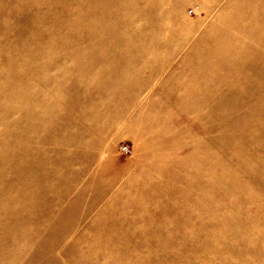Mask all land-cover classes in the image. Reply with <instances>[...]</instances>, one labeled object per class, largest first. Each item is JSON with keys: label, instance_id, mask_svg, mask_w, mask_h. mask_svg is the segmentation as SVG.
I'll list each match as a JSON object with an SVG mask.
<instances>
[{"label": "rangeland", "instance_id": "obj_1", "mask_svg": "<svg viewBox=\"0 0 264 264\" xmlns=\"http://www.w3.org/2000/svg\"><path fill=\"white\" fill-rule=\"evenodd\" d=\"M0 264H264V0H0Z\"/></svg>", "mask_w": 264, "mask_h": 264}]
</instances>
